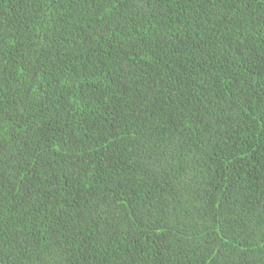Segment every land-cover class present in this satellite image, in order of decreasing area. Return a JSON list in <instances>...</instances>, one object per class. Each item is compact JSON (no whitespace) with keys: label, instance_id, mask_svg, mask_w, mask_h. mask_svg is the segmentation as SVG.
I'll use <instances>...</instances> for the list:
<instances>
[{"label":"trees","instance_id":"trees-1","mask_svg":"<svg viewBox=\"0 0 264 264\" xmlns=\"http://www.w3.org/2000/svg\"><path fill=\"white\" fill-rule=\"evenodd\" d=\"M0 264H264V0H0Z\"/></svg>","mask_w":264,"mask_h":264}]
</instances>
